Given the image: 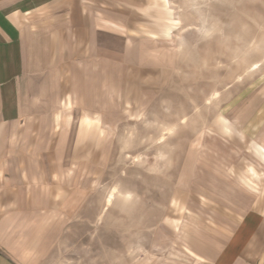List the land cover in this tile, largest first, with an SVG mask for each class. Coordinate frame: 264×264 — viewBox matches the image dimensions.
I'll return each instance as SVG.
<instances>
[{"label":"rangeland","instance_id":"rangeland-1","mask_svg":"<svg viewBox=\"0 0 264 264\" xmlns=\"http://www.w3.org/2000/svg\"><path fill=\"white\" fill-rule=\"evenodd\" d=\"M92 6L111 31L100 43L107 54L161 75L147 79L137 108L97 117L98 144L80 149L81 162L66 150L79 193L50 263L193 264L189 237L264 204V163L253 149L261 143L250 132L255 107L264 123V0Z\"/></svg>","mask_w":264,"mask_h":264},{"label":"crops","instance_id":"crops-1","mask_svg":"<svg viewBox=\"0 0 264 264\" xmlns=\"http://www.w3.org/2000/svg\"><path fill=\"white\" fill-rule=\"evenodd\" d=\"M92 4L0 0V264H51L65 209L79 193L74 174L65 173L66 150L81 162L80 149L98 144L97 117L123 104L137 108L147 79L161 75L154 64L107 54L100 43L111 31ZM255 109L250 132L259 133L253 149L264 163ZM250 173L257 176L253 167ZM187 244L193 264H264V204Z\"/></svg>","mask_w":264,"mask_h":264}]
</instances>
